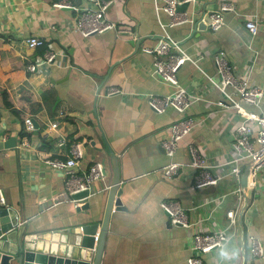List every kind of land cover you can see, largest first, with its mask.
Returning <instances> with one entry per match:
<instances>
[{
    "label": "crops",
    "instance_id": "0c3cea01",
    "mask_svg": "<svg viewBox=\"0 0 264 264\" xmlns=\"http://www.w3.org/2000/svg\"><path fill=\"white\" fill-rule=\"evenodd\" d=\"M59 1L95 9L91 0H0V189L5 197L0 205L42 228L98 222V232L111 187V150L118 159L123 208L111 212L100 264H186L196 253L194 233L223 227L230 237L221 248L201 255L206 264H264V255L251 254L249 240L256 236L264 250V166L254 186L237 191L241 174L230 172V160L243 118L235 108L217 103L224 97L208 78L218 80L214 55L223 50L236 76H246L264 90V0L180 4L178 10L192 21L177 25H169L165 0H109L104 18L116 28L85 36L72 30L79 11L55 5ZM222 2L232 6L224 12L222 26L212 30L208 23L198 29L204 13L217 11ZM248 18L257 23L255 33L245 27ZM162 24L195 60L183 62L176 72L180 87L196 97L185 112L195 124L178 140L171 157L163 142L184 114L171 106L161 113L149 106L151 94L169 95L175 86L154 72V56L142 50L162 38ZM31 39L39 43L30 45ZM49 51L56 54L53 62L36 71L26 69ZM110 87L120 91L108 94ZM7 100L12 107L6 106ZM243 106L264 111V97L259 106ZM28 117L33 130L26 127ZM53 121L58 122L56 129L50 127ZM74 140L82 141L85 149L76 171L100 162L104 177L92 182L93 193L82 203L88 204L85 209L75 207L70 198L40 206L60 197L56 195L65 179L45 158L65 157ZM191 144L219 176L215 184L193 186L198 169L189 164ZM172 160L181 166L166 177L164 167ZM240 166L244 169L247 161ZM165 200L179 202L188 226L170 223L160 207ZM228 209L235 211L232 224ZM221 249H238L239 255L225 260Z\"/></svg>",
    "mask_w": 264,
    "mask_h": 264
},
{
    "label": "built area",
    "instance_id": "2783aa9c",
    "mask_svg": "<svg viewBox=\"0 0 264 264\" xmlns=\"http://www.w3.org/2000/svg\"><path fill=\"white\" fill-rule=\"evenodd\" d=\"M194 1L195 0H165L163 9L170 17L169 25H177L192 21V18L188 16L185 11L178 10V6L182 3L191 4ZM91 3H93L95 9H79L65 1H59L55 5L72 7L79 11V14L75 17L72 24V30L74 32H78L85 36L95 32H102L106 29H115L116 25L108 22L104 18V12L109 5V0H91ZM231 9L232 6L228 2H222L219 9L210 14L209 27L212 30L219 29L223 24L224 12ZM245 27L252 33H255L258 29L257 23L251 18L245 21ZM162 29L164 31L162 38L159 39L155 45L145 46L142 50L154 56V72L160 78L175 86V90L169 95L159 96L151 94L148 98L149 106L154 111L160 113L171 106L184 114L180 120L172 124L171 134L169 138L163 142L166 153L171 157L176 151L178 140L188 134L195 124L194 119L185 114V112L196 97L180 87L176 78V72L183 62L187 60L195 62V60L180 47L179 42L165 30L163 24ZM119 31L122 33L127 32L126 29L122 28H120ZM28 41L30 45L39 43V41H35V39ZM55 55V52L49 51L43 57L39 58L37 62H29L25 67L28 71H36L39 67H44L53 62ZM214 63L218 74V80H213L211 77L208 78L224 97L223 100L217 103L221 106L235 108L243 118L233 136V158L230 160V172L234 175L238 176L248 168L246 185L237 189V191L243 193L248 187L255 185V176L258 170L264 166V111L247 110L243 106V103L259 106L261 99L264 97V90L260 86L250 84L246 76H236L223 50L216 52L214 55ZM228 88H230V90H228ZM119 91L118 88L110 87L107 92L108 94H114ZM25 124L28 130H33L31 118H26ZM50 127L56 129L58 127V122H51ZM255 127H257L256 132H254ZM26 143V141L23 142V144ZM188 151L190 155L189 164L198 169L193 186L202 187L204 185L215 184L219 180V176L210 172L211 166L201 153L200 148L191 144L189 145ZM84 156L85 149L83 142L74 140L69 143L68 152L65 154V157L45 158L44 161L46 164L53 169L61 171L65 176L64 188L56 196H61L63 194L71 196L77 192L87 190L90 188L93 181L104 177L105 168L100 162H93L88 169L82 173L76 171V168L79 167ZM242 161H247V166L244 169L240 166ZM180 166V162L170 161L164 167L166 177H171L173 174H176ZM88 196L81 199L70 198V200L75 207H80ZM4 201L5 197L0 189V203ZM160 207L168 214L170 223L183 226L189 225L186 212L178 201L165 200L160 202ZM226 216L230 224L235 222V211L233 209H228L226 211ZM229 237L230 234L226 227L213 231L194 233L192 236V249L196 253L187 258L186 264H206L201 255L212 249L221 248L228 241ZM97 238L98 235L96 234L95 240H97ZM249 240L251 254L256 257L263 256L264 250L260 240L254 235H250Z\"/></svg>",
    "mask_w": 264,
    "mask_h": 264
},
{
    "label": "water",
    "instance_id": "95a60500",
    "mask_svg": "<svg viewBox=\"0 0 264 264\" xmlns=\"http://www.w3.org/2000/svg\"><path fill=\"white\" fill-rule=\"evenodd\" d=\"M188 3H182V6ZM179 7V6H178ZM207 11L196 23L198 29H205L210 22ZM0 142V148H2ZM6 144V143H5ZM110 152L112 164L111 187L100 229L98 222L56 228H42L31 220L22 221V214L11 207L0 205V264H100L102 250L111 212L123 208L120 196V173L117 156ZM248 168L241 174L240 184L246 185ZM206 186V185H204ZM93 193V186L71 196L63 194L53 200H47L40 206L62 199H81ZM88 207L87 203L80 209ZM98 235L95 240V235Z\"/></svg>",
    "mask_w": 264,
    "mask_h": 264
},
{
    "label": "clouds",
    "instance_id": "9594fccd",
    "mask_svg": "<svg viewBox=\"0 0 264 264\" xmlns=\"http://www.w3.org/2000/svg\"><path fill=\"white\" fill-rule=\"evenodd\" d=\"M219 255L225 260L235 259L239 255V250L233 249L231 252H229L227 250L221 249Z\"/></svg>",
    "mask_w": 264,
    "mask_h": 264
},
{
    "label": "trees",
    "instance_id": "16d2710c",
    "mask_svg": "<svg viewBox=\"0 0 264 264\" xmlns=\"http://www.w3.org/2000/svg\"><path fill=\"white\" fill-rule=\"evenodd\" d=\"M50 91L48 90V91L45 92V94H44V100H45V96H47L48 92H50ZM6 106L10 108V107H12V104L7 100L6 101ZM47 107L49 108L50 106L47 104Z\"/></svg>",
    "mask_w": 264,
    "mask_h": 264
}]
</instances>
